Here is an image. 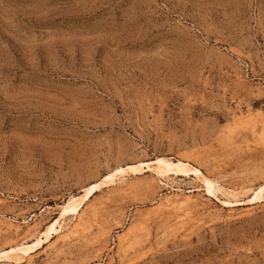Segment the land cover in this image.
<instances>
[{"label":"rangeland","instance_id":"374dc122","mask_svg":"<svg viewBox=\"0 0 264 264\" xmlns=\"http://www.w3.org/2000/svg\"><path fill=\"white\" fill-rule=\"evenodd\" d=\"M157 157L0 264H264V0H0V251Z\"/></svg>","mask_w":264,"mask_h":264},{"label":"bare ground","instance_id":"6f19581e","mask_svg":"<svg viewBox=\"0 0 264 264\" xmlns=\"http://www.w3.org/2000/svg\"><path fill=\"white\" fill-rule=\"evenodd\" d=\"M144 169H147L148 171H152V172H154L160 176L165 175L167 173H184V174L188 173V174H192V175L194 174L197 177L201 178L200 181H203L205 188H206V191H207L206 193H209L212 195L214 194L216 182L213 181L207 175H204L199 168L192 166L188 162H184V161L176 162V161H172V159L169 157H157L154 161H151V162L150 161H148V162L142 161V162L135 164V165L118 166L117 168L112 170L111 173H109V174L105 175L103 178H101V180L99 182L96 181L97 183L90 184L88 187H86L85 188V194L80 195V196H75V195L71 196L69 198V200L65 204L62 205V208L60 210V216L58 217V219H56L52 224H50L47 227V229L41 233V236H39L33 244H31V245L25 244V243H22L19 245L17 244L15 246L10 247V249L8 251L7 250L6 251H0V260L5 258L9 254H12L13 256L14 255L19 256L20 254H25L26 256L30 255V252L33 250V248L35 246H40L44 241L50 240V238L53 236V234L56 233L58 230L56 228V226L58 224H60L62 222V220H64L65 217H67L68 215L78 214V209L82 206V204L87 199H89V197H91L93 194H95V191H96L97 187L99 186V184H101V183L102 184L103 183L104 184L114 183L115 177L119 174H124L126 171H132V172L139 174V172H141ZM226 195H228V194H226ZM165 197H166V195H165ZM263 197H264V183L262 185H260L259 187H257L252 192L251 197L248 199V201L251 203H256L259 200H261ZM223 203L228 205L230 203V201H224ZM177 205H178V203H177Z\"/></svg>","mask_w":264,"mask_h":264}]
</instances>
